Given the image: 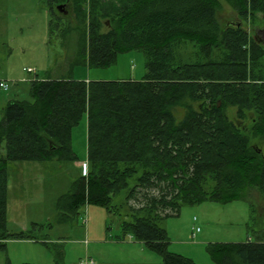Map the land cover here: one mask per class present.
Returning a JSON list of instances; mask_svg holds the SVG:
<instances>
[{
  "label": "trees",
  "instance_id": "trees-1",
  "mask_svg": "<svg viewBox=\"0 0 264 264\" xmlns=\"http://www.w3.org/2000/svg\"><path fill=\"white\" fill-rule=\"evenodd\" d=\"M80 1L48 0V39L75 46L95 68L139 50L145 74L140 81L36 78L31 102H7L0 120V249L7 239L24 237L6 228L8 163L74 160L71 130L86 115L87 178L61 207L75 211L84 194L116 214L125 207L131 217L122 224L125 233L163 264H193L168 251L161 226L167 217L204 201L251 202L255 193L264 202V154L257 145L264 142L262 44L241 24L221 27L220 0H129L108 9L86 0L87 12ZM222 1L240 21L264 15V0ZM63 3L71 9L66 15L56 9ZM228 107L237 109L236 121L226 116ZM122 193L121 205H113ZM142 193L144 203L132 208L130 200ZM261 221L251 220L253 244L210 245L213 261L264 264Z\"/></svg>",
  "mask_w": 264,
  "mask_h": 264
},
{
  "label": "rangeland",
  "instance_id": "rangeland-1",
  "mask_svg": "<svg viewBox=\"0 0 264 264\" xmlns=\"http://www.w3.org/2000/svg\"><path fill=\"white\" fill-rule=\"evenodd\" d=\"M99 1L108 9L119 8L129 0ZM80 2L87 12V1ZM220 3L217 18L221 27L239 21L250 38L258 36L264 52V15L257 13L252 20L240 21L231 7L222 0ZM48 5V0H0V82L8 85L7 91L0 89V120L7 102L32 101V82L36 78L90 82L140 81L144 77L145 60L139 50L117 54L109 66L95 68L89 67L81 54H76L75 46L67 47L60 38L50 41ZM60 5L71 11L66 3ZM102 23L101 31L105 32L109 22ZM80 25L73 21V26ZM179 110H174L178 121ZM236 111L235 107L227 108L229 120L236 121ZM243 123L250 127L249 120ZM257 145L264 154V142ZM71 149L74 154L71 161L8 163L6 228L9 234L24 237L4 242L0 264H84L89 259L93 264H158V261L161 264L157 253L124 232L123 222L131 221L125 207L116 214L88 203L85 194L84 202L75 211L61 207L62 199L72 194L74 185L80 186L87 178L86 115L71 130ZM145 194L157 193L149 190ZM123 197L124 193L113 199V205L120 206ZM252 198L251 202L204 201L181 207L177 216L167 217L161 224L169 239L168 251L193 264H217L209 255L210 245L253 244L251 220L259 218L264 222V202L257 193ZM143 200L142 193L130 200L129 205L140 208ZM136 242L143 244L145 253H141Z\"/></svg>",
  "mask_w": 264,
  "mask_h": 264
},
{
  "label": "water",
  "instance_id": "water-1",
  "mask_svg": "<svg viewBox=\"0 0 264 264\" xmlns=\"http://www.w3.org/2000/svg\"><path fill=\"white\" fill-rule=\"evenodd\" d=\"M56 9H57L58 12L63 13L64 15L67 14V12L64 11V5H59V6L56 7ZM233 24H235V26L238 27V26L240 25V22H239V21H237V22H231V23H229L228 25H233ZM253 39H254L257 43H261V42H259V40H257L256 37L253 38Z\"/></svg>",
  "mask_w": 264,
  "mask_h": 264
},
{
  "label": "built area",
  "instance_id": "built-area-1",
  "mask_svg": "<svg viewBox=\"0 0 264 264\" xmlns=\"http://www.w3.org/2000/svg\"><path fill=\"white\" fill-rule=\"evenodd\" d=\"M0 89H2L3 91H7L8 90V85L4 82H0ZM84 264H93L91 260H87L85 261Z\"/></svg>",
  "mask_w": 264,
  "mask_h": 264
},
{
  "label": "crops",
  "instance_id": "crops-1",
  "mask_svg": "<svg viewBox=\"0 0 264 264\" xmlns=\"http://www.w3.org/2000/svg\"><path fill=\"white\" fill-rule=\"evenodd\" d=\"M193 236H194V233H193ZM137 244L136 245H139V247H140V251H141V253H145V248L143 247V244L142 243H139V242H136ZM129 247H131V245L132 244H127ZM172 252V251H171ZM158 264H159V261L157 262ZM161 264H163L162 262H161Z\"/></svg>",
  "mask_w": 264,
  "mask_h": 264
},
{
  "label": "flooded vegetation",
  "instance_id": "flooded-vegetation-1",
  "mask_svg": "<svg viewBox=\"0 0 264 264\" xmlns=\"http://www.w3.org/2000/svg\"><path fill=\"white\" fill-rule=\"evenodd\" d=\"M259 33H261V32H257L256 34H259ZM256 38L258 39V36H256Z\"/></svg>",
  "mask_w": 264,
  "mask_h": 264
}]
</instances>
